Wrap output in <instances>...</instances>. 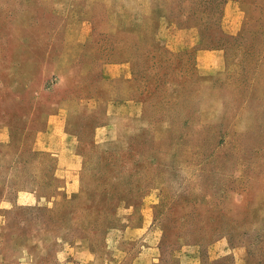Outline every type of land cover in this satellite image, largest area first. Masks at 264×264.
Segmentation results:
<instances>
[{
    "label": "rangeland",
    "instance_id": "1",
    "mask_svg": "<svg viewBox=\"0 0 264 264\" xmlns=\"http://www.w3.org/2000/svg\"><path fill=\"white\" fill-rule=\"evenodd\" d=\"M235 1L0 0V264H264V0L232 35ZM157 5L198 37L162 27L154 48ZM215 47L225 71L204 84L194 54ZM108 61L136 71L127 91L147 86L133 136L124 106L104 113L123 94ZM76 84L101 113L68 152L78 140L39 135Z\"/></svg>",
    "mask_w": 264,
    "mask_h": 264
},
{
    "label": "crops",
    "instance_id": "2",
    "mask_svg": "<svg viewBox=\"0 0 264 264\" xmlns=\"http://www.w3.org/2000/svg\"><path fill=\"white\" fill-rule=\"evenodd\" d=\"M233 5L235 7H241L240 10L242 12V18L239 19H233L228 20V23L225 21L223 22L224 27L222 26L223 31L225 33H231L232 35L242 32L244 29V26L246 24L247 19L251 15V12L253 10V3L254 0H236ZM229 3H226L225 5V11L227 13H232L231 9L228 8ZM230 7V6H229ZM157 12L160 13L162 16L161 19L158 21H152L150 19V30H149V37L148 41L153 44V47L156 49H162L169 47L168 44L170 42L171 35L167 34L166 38L167 41L162 36L161 29L162 27L167 29H172L173 31H184V32H178V33H186V31H194L195 38L198 37V31L196 30L195 26L193 28H179L177 27V22L174 17L171 16L169 10L162 5L155 6V9ZM229 11V12H228ZM241 15V14H239ZM240 18V17H239ZM239 20V23H238ZM134 21H130L127 24H124L123 27L127 31L130 32H136L137 29ZM141 26H138L139 28ZM197 33V35H196ZM173 37H176L178 40L179 34L173 33ZM144 38L141 37V41H143ZM179 41V40H178ZM175 41H172V43ZM173 49V48H172ZM142 57V56H141ZM194 64L195 69L197 71V76L200 79L199 81L206 84L207 82L213 80L216 76L221 75L225 71V51L223 48L215 47V48H198L197 51L194 54ZM144 58V56H143ZM105 71H103L104 75L101 76L105 80H110V82L114 81V83L122 82L123 83V94L122 97H111L108 96L107 99L102 100V102H106L105 106L107 107V110L104 112L105 114H110V110L113 108L111 106H117L122 105L126 109V113L131 118V121L125 126V132L130 133V136H133V127H134V121H137V118L141 116V108H142V102H148V91L147 86H145L144 90L140 91L138 94H135L133 90H130L131 92L126 90V87H128L130 81L129 79L132 78L134 75L136 76V71L131 69L130 66L124 61L123 63L120 61H108L104 64ZM111 70L112 73H109L108 71ZM139 70V77L142 78V75H146L147 84L148 82V72L147 70L143 68H138ZM84 70L80 72L81 75H84ZM93 74V73H92ZM135 79V77H134ZM145 82V81H144ZM83 86V84H76V90H71L70 95H67L66 97H63L60 99L56 105L54 106V110L49 115V122L48 126L44 131H41L39 138H46V139H73L78 140L76 146L73 145L69 151H74L75 148H79L80 143V132L82 129V119H80V116H83L85 113H90V115H97L101 113L99 110V106H101V98L99 91L88 93L86 92L83 95H80L77 91V88H80ZM72 89V88H71ZM145 91V94L143 93ZM67 106L70 108L67 109ZM89 109V111L87 110ZM117 113V111H114L112 114ZM75 117V120L73 118ZM142 117V116H141ZM144 119V117L142 118ZM139 121V120H138ZM137 121V122H138ZM136 122V123H137ZM112 122H107L102 125H97L94 132L99 131L98 133H102L103 131L109 130V125L111 126ZM55 145H51L49 147H46L48 150H55L59 152H65L64 147L61 144L59 146H56L52 149ZM66 153V152H65ZM74 184V183H73ZM72 184V185H73ZM129 229V228H128ZM126 231H124V234H126ZM132 264H135L132 263Z\"/></svg>",
    "mask_w": 264,
    "mask_h": 264
}]
</instances>
